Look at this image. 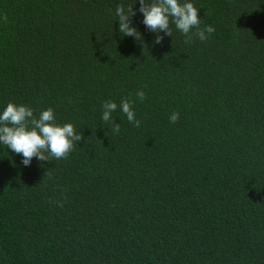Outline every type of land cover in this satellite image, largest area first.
Returning a JSON list of instances; mask_svg holds the SVG:
<instances>
[{
  "label": "trees",
  "instance_id": "1",
  "mask_svg": "<svg viewBox=\"0 0 264 264\" xmlns=\"http://www.w3.org/2000/svg\"><path fill=\"white\" fill-rule=\"evenodd\" d=\"M120 2L0 0V107L83 133L29 167L0 145V264H264V0H194L215 32L188 44L139 12L122 37Z\"/></svg>",
  "mask_w": 264,
  "mask_h": 264
},
{
  "label": "clouds",
  "instance_id": "2",
  "mask_svg": "<svg viewBox=\"0 0 264 264\" xmlns=\"http://www.w3.org/2000/svg\"><path fill=\"white\" fill-rule=\"evenodd\" d=\"M139 3L140 7L135 8ZM199 7L194 0H131V3L120 2L114 9L115 21H119V32L122 37L141 39V32L134 25L133 17L139 12L143 16L142 23L156 34L155 44H161L164 36H173V28L185 37V44L191 42L194 32L201 41H206L215 32L213 25L201 28ZM163 33V35H161ZM136 97L143 101L146 93L137 91ZM134 101L122 99L119 104L115 100H105L101 105V121L119 133L120 125L115 123L113 113L119 110L129 124L140 126L134 110ZM179 114L173 112L169 116L170 123H175ZM102 124V125H103ZM83 137L71 122H56L55 111L47 108L36 114L25 104L8 102L0 107V145L6 146L15 154L22 156V164L29 167L35 158L41 164L66 158L74 145Z\"/></svg>",
  "mask_w": 264,
  "mask_h": 264
}]
</instances>
